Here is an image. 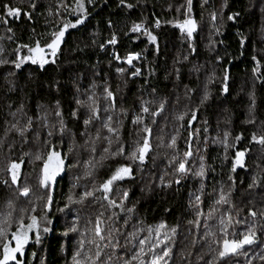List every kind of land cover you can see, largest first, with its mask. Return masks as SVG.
<instances>
[{"label":"trees","instance_id":"16d2710c","mask_svg":"<svg viewBox=\"0 0 264 264\" xmlns=\"http://www.w3.org/2000/svg\"><path fill=\"white\" fill-rule=\"evenodd\" d=\"M214 1L212 11L224 8L206 41L173 24L186 0H83L85 14L76 0H0V143L31 180L43 176L42 160L28 158L33 151L39 158L55 151L64 161L44 187L37 179L12 188L0 175V220L11 213L9 237L21 218L44 217L40 242L30 233L24 264H73L78 251V259L92 257L86 264H151L154 256L163 257L160 264H264V22L255 0ZM6 4L19 14L8 16ZM190 11L202 21L201 0H191ZM81 16L43 68L15 66L18 55H29L24 45L44 47ZM129 54L137 56L131 64ZM177 96L180 107L172 104ZM238 151L245 157L233 171ZM181 161L184 172L177 171ZM120 166L131 174L105 193L103 183ZM25 185L33 202L18 197ZM98 220L103 241L94 232ZM250 232L252 244L219 256L225 239Z\"/></svg>","mask_w":264,"mask_h":264},{"label":"snow or ice","instance_id":"6c2138e0","mask_svg":"<svg viewBox=\"0 0 264 264\" xmlns=\"http://www.w3.org/2000/svg\"><path fill=\"white\" fill-rule=\"evenodd\" d=\"M89 2H91V0H89ZM121 2H123V0H121ZM188 4H189V10H190V5H191V0H188ZM34 7V5H33ZM131 7V6H129ZM4 8L7 10V15L8 16H14V15H18L19 14V9L16 8H12L9 5H4ZM76 10L81 13V14H85V6H84V2L83 0H76ZM229 19H233L232 16H229ZM5 23L7 22L6 20L4 21ZM83 22L82 16L81 18H78L75 23H72L71 21L65 22V24L63 25L62 28H60L57 32L52 34V39L49 43H47L44 47H41L39 45V42H37L35 47H29L27 45H24V47L28 48V52L29 55L26 56H17V61L16 62V67L19 68L21 66L22 63H24L25 61H31L32 64H39V66L41 68H43V66L45 64H47L49 61L46 58L47 55L50 53L51 56H56L57 51L60 47V44L62 42V39L64 37L65 31L68 28H74L76 27V25L80 24ZM157 26H159V22H157ZM177 27H179L181 29V31H186L187 35L189 37L192 36L193 31L196 28V24L195 21L192 20L191 18H186L182 23L178 22L177 23ZM140 30V26L139 25H134L132 28V31H139ZM150 39V41L155 42L156 37L153 36L151 33H146ZM112 44L116 43V38L115 36H113V38L111 39V41H109ZM45 48H47L49 50V53L45 52ZM137 56L133 55V54H129L127 57V62L129 64H131V62L133 61V59H136ZM253 59H255V57H253ZM118 71H123V69H118ZM254 71H256V69H254ZM140 70L136 69V71L133 73V75H137L139 74ZM107 91V90H106ZM226 91V89H225ZM108 95L111 96L112 93L108 92ZM79 103V101H78ZM162 107V105H161ZM143 111L147 112L148 109L144 108ZM59 114V113H58ZM73 115H75V113H73ZM84 123L87 125L89 123V120H85ZM106 127H108L107 125H105ZM108 130L110 132L114 131L111 127L108 128ZM145 131H148V129L146 128ZM237 140L240 139V137H236ZM256 137L253 136V140H255ZM174 142V139H173ZM258 142L264 144V137H262ZM149 149V142L148 139L145 138L144 143L142 146L138 147L137 152H138V158L140 159V161L144 160L145 157V153L148 151ZM107 151V150H106ZM186 157L191 155L190 152H186L184 154ZM244 153L243 152H237L236 153V159L233 161V171H235V168L238 164L242 165V158H243ZM133 158H136L137 153H132ZM39 159V157H37ZM64 161L61 158L60 154L58 152L52 151L48 153L47 159L44 161V167H43V176L40 180V184L42 187L47 186L49 184H51L52 182H54L56 176L60 173V171L62 170ZM20 168V164L17 163H12L9 166L8 171L11 173V178H12V183L15 184L17 182V177H18V170ZM177 171L179 172H184L185 171V163L184 161H181L178 165V169ZM131 174V169L128 166H120L117 167L115 172L113 173V175L103 183L102 188L104 190L105 193H108L110 191V187L112 185V183L114 181L117 180H122L125 178V176H129ZM199 175H203V165H201V170L198 173ZM178 182V181H177ZM251 187V185H250ZM29 193V188L24 187L21 190V194L22 195H28ZM87 195H91V193H87ZM125 196H127V193L125 192L124 194ZM107 198V196L105 197ZM197 201L200 200V197L197 196L196 197ZM69 200H71V197H69ZM221 201H224L225 198L222 195L220 197ZM48 202H51V196L48 197ZM11 206V205H10ZM47 206V205H46ZM131 211V210H129ZM253 215H255V213H252ZM44 219V217L41 218H37L36 216H31L29 218V222L28 223H24L23 218H21L16 225V228L14 231L11 232L10 237H9V228L11 227V213H9L7 215V217H5L3 220H0V264H24L23 261V256H24V249L25 246L29 243L31 236L30 233H34L35 234V242L39 243L40 242V232H41V227H40V220ZM48 223H51V221H48ZM221 224H225L224 220H221ZM165 225L163 223H161L160 225H158L157 229H156V234L159 237L160 236V229L164 228ZM72 231H75V228L71 229ZM43 232L47 233L49 231V228L47 226L43 227L42 229ZM149 231L151 232V229H149ZM173 231H175L173 229ZM95 232V236L99 238V240L103 241L105 239V237L101 234L102 233V229L100 227V221H97V225L94 229ZM67 234V233H65ZM254 237H255V233L254 232H250V234L248 235H244L242 239L239 240H224L223 243V250L219 252V256L220 257H224L229 253H236L238 249L242 248L243 245L245 244H252L254 242ZM165 239H167V237L165 236ZM93 241H90V243H92ZM163 241H159L158 243H162ZM145 243L144 240L140 241V244L143 245ZM81 247H83V242H81ZM19 255V259L17 258ZM96 257L100 256V251H99V245H97V251L95 253ZM164 256L168 255V250L165 249ZM81 256V253L78 251L76 252V254L73 256V264H86V261L92 260V257L88 256L85 257V260H81L78 259V257ZM163 259V257L161 256H154L151 264H160V261Z\"/></svg>","mask_w":264,"mask_h":264},{"label":"rangeland","instance_id":"374dc122","mask_svg":"<svg viewBox=\"0 0 264 264\" xmlns=\"http://www.w3.org/2000/svg\"><path fill=\"white\" fill-rule=\"evenodd\" d=\"M201 1H202V6H203V18L201 19L202 21L197 22V23L195 22V24H196L195 33L196 32L197 33L201 32L199 34L202 35L203 40H206V41L209 40V39L212 40L213 35H215L217 33L216 28H217L218 22H219V20L221 18L222 11H223V8H224V4L220 5L217 9H213V11H212L210 8L212 7L213 4H216V1H214V0H201ZM255 1H256V4L259 3V5L257 7H259L261 9L260 10L261 14H262L261 17H262V21L264 22V0H255ZM180 9H184V13L179 14L181 19H179L178 21H176L173 24L177 25L178 22L182 23L186 18H191L192 20H194L192 18L191 11L189 10L188 0H186L184 5L177 7L176 11H179ZM190 9H191V5H190ZM263 30H264V23H263ZM184 32L187 35V32L186 31H184ZM209 44H208V47H209ZM45 52L48 53L47 51H45ZM49 56H50V54H48L46 58L49 59L48 58ZM211 84L212 83L210 82V78H208L206 80V83H205V88L208 91H210ZM180 98H181L180 96H177L176 102L173 101L172 104L174 106L180 107V102H181ZM183 116H184V113H182L180 115V120H182ZM194 116H196V115H194ZM44 146H47V145H44ZM35 150H38V147ZM32 153L33 154L28 155V158L31 160L30 162L34 165L35 162H37V160H38V158H37L38 154L37 153L35 154L34 151ZM45 156H46V153L43 152L42 155H41V158H39L40 160H42V163H43L41 171L43 170L44 161L47 159L48 155L46 157ZM244 157L245 156H243V158ZM14 158H15L14 156L12 157L11 155L9 156V154L4 153L2 144L0 143V175H1L2 179L4 181H6V184L9 183V186H12V188H14L16 186H21L22 184H25L24 180L25 181H30L31 180L26 174L24 175V177H23V175H21V173H22V168H21L22 164L19 161H14ZM12 163L20 164V168L18 170L19 174H18V177H17V182L15 184L12 183L11 173L8 171L9 166ZM238 165H240V164H238ZM61 172H62V170L60 171L59 174H61ZM40 174H39L38 178L35 176V179L33 178L31 180V182L35 183V182H37L36 181L37 179H38V181H40L41 180ZM22 179H23V181H22ZM39 184H40V182H39ZM24 187L29 188L28 195L25 196V195L20 194V195H18V197L21 198L22 200L28 199V198L32 199V202H33V198H32L33 190L30 189L29 185H25ZM32 207L35 208V205L32 204ZM44 208H45V206L42 209V205H41L40 206V211L44 210ZM18 213L23 215L22 209H20V211Z\"/></svg>","mask_w":264,"mask_h":264},{"label":"built area","instance_id":"2783aa9c","mask_svg":"<svg viewBox=\"0 0 264 264\" xmlns=\"http://www.w3.org/2000/svg\"><path fill=\"white\" fill-rule=\"evenodd\" d=\"M144 27H145V26H141L140 29L142 30ZM155 28H156V29L158 28L157 24L155 25Z\"/></svg>","mask_w":264,"mask_h":264},{"label":"water","instance_id":"95a60500","mask_svg":"<svg viewBox=\"0 0 264 264\" xmlns=\"http://www.w3.org/2000/svg\"><path fill=\"white\" fill-rule=\"evenodd\" d=\"M194 33H195V30L193 31L192 36L194 35ZM66 34H67V30H66Z\"/></svg>","mask_w":264,"mask_h":264}]
</instances>
